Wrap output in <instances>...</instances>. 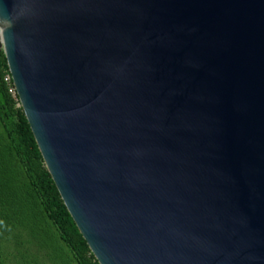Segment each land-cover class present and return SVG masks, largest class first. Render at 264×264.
I'll list each match as a JSON object with an SVG mask.
<instances>
[{
  "label": "water",
  "instance_id": "1",
  "mask_svg": "<svg viewBox=\"0 0 264 264\" xmlns=\"http://www.w3.org/2000/svg\"><path fill=\"white\" fill-rule=\"evenodd\" d=\"M1 38L99 264H264V0H0Z\"/></svg>",
  "mask_w": 264,
  "mask_h": 264
},
{
  "label": "trees",
  "instance_id": "2",
  "mask_svg": "<svg viewBox=\"0 0 264 264\" xmlns=\"http://www.w3.org/2000/svg\"><path fill=\"white\" fill-rule=\"evenodd\" d=\"M0 51V264H99L48 172L10 93Z\"/></svg>",
  "mask_w": 264,
  "mask_h": 264
},
{
  "label": "built area",
  "instance_id": "3",
  "mask_svg": "<svg viewBox=\"0 0 264 264\" xmlns=\"http://www.w3.org/2000/svg\"><path fill=\"white\" fill-rule=\"evenodd\" d=\"M5 80L10 84V93L13 96H16L17 92H16V89H15V86H14V83H13L11 75L7 76Z\"/></svg>",
  "mask_w": 264,
  "mask_h": 264
},
{
  "label": "bare ground",
  "instance_id": "4",
  "mask_svg": "<svg viewBox=\"0 0 264 264\" xmlns=\"http://www.w3.org/2000/svg\"><path fill=\"white\" fill-rule=\"evenodd\" d=\"M0 42L3 44V40H2V38H1Z\"/></svg>",
  "mask_w": 264,
  "mask_h": 264
}]
</instances>
